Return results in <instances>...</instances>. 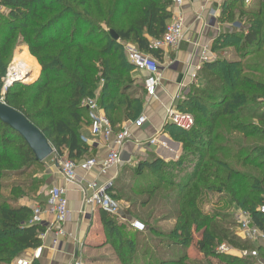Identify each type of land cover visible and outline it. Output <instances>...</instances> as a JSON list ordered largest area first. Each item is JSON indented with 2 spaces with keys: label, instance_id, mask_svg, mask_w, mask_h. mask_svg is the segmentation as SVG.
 <instances>
[{
  "label": "trees",
  "instance_id": "16d2710c",
  "mask_svg": "<svg viewBox=\"0 0 264 264\" xmlns=\"http://www.w3.org/2000/svg\"><path fill=\"white\" fill-rule=\"evenodd\" d=\"M262 1L251 0L247 6L241 0L225 1L221 16L229 22L237 18L240 26L215 40L216 57L203 65L204 87L191 90L179 105L193 115L194 125L188 131L170 123L164 127L181 144L179 157L139 161L133 177L126 179L123 172L108 190L113 198L124 197L131 216L133 210L148 207L162 193L159 200H165L167 208L164 219L174 226L161 241L164 255L155 264H191L185 245L192 240L195 212L206 218L195 242L199 252L213 254L216 238L232 244L238 241L214 221L230 213H209L202 209L203 203L247 211L253 223L263 228L264 214L258 210L264 202ZM170 5V0H0L7 10L0 13V65L10 59L11 47L21 36L40 66L35 82L7 87L3 100L44 134L56 155L66 150L69 159L78 160L88 150L81 132L88 123L87 110L81 106L84 99L98 94V104L115 130L121 120L139 116L143 88L134 85V68L124 43L158 55L150 39H159L165 32L172 17ZM109 30L117 34V41L110 38ZM229 48L235 50L232 57L222 56L226 52L222 50ZM3 71L0 66V78ZM172 126L177 134L170 132ZM38 164L42 163L35 160L22 137L0 121V264H9L40 244L43 227L30 223V207L15 203L43 184L44 170H37ZM9 174L23 179L13 183L4 197L2 180ZM131 193H144L147 198L132 200ZM212 194L218 199L213 201ZM150 218L141 221L149 232L157 233ZM102 223L108 238L117 244L119 264H145L149 253L144 251L139 257L135 242L143 231H128L104 213ZM174 248L178 253L173 256L168 251ZM228 262L241 260L229 257ZM241 264L251 263L244 260Z\"/></svg>",
  "mask_w": 264,
  "mask_h": 264
},
{
  "label": "crops",
  "instance_id": "0c3cea01",
  "mask_svg": "<svg viewBox=\"0 0 264 264\" xmlns=\"http://www.w3.org/2000/svg\"><path fill=\"white\" fill-rule=\"evenodd\" d=\"M225 1L183 0V4L180 7L170 5L172 11L170 21L176 15H181L183 18V40L176 47H165L159 50L158 55L147 54L159 61H177L179 66L175 71L165 70L162 73L160 84L154 97L145 95L143 86L145 73L133 69L132 74L133 78H135V83L140 84L143 88V106L139 115H145L147 122L142 128H131L132 137L124 144L120 151L121 164L104 171L95 169L86 174L78 171V174L83 176L84 180L95 181L98 185L106 182L112 183L119 176L118 173H120L119 171L123 165L135 170L138 162L145 159L159 158L163 161H174L179 157L181 144L171 139L164 132V127L167 124V109L173 108L181 111L179 105L187 99L191 90L196 88L202 89L204 87L203 65L207 61L202 60V57L207 56L212 61L216 57V52L213 50L215 40L224 32L240 26L237 18L229 22L221 16ZM233 12L236 13L234 10ZM152 41L153 39H150V44ZM128 44L136 47V45L129 42L124 43V46ZM123 48L125 51V47ZM124 121L126 120H121L115 126H121ZM81 132L84 137H89L88 123L83 125ZM152 137H157L160 142L156 145L140 148L135 145L136 141H145ZM106 153L107 148L102 145L95 151L88 147V150L77 161H81L90 155L96 156L99 160L104 158ZM63 157H68V151H63L60 158ZM55 158L54 156L53 161L51 159V163H47L50 159L44 161L43 184L38 190V195L44 196V198H41L39 205L44 208L45 199L51 187H64L66 189L70 218L63 225V235L58 237V247L53 248L51 244L56 226L53 224V216L46 210L43 211L41 216L42 223L39 224L43 227V232L39 234L40 244L37 246L42 248V252L40 257L33 261V264H72L74 259H81L85 253V264H97L100 262V264H117V259L115 258L111 261H95V258L98 257L92 253H95L96 250L103 251V242L109 234L102 223L103 212L97 207L84 204L83 193L81 191L84 183L67 184L60 173L58 159ZM214 195L218 199V195ZM20 205L33 208V203L30 202L21 203ZM233 210L235 209L233 208ZM123 215L120 210L119 216L114 218H116L118 223L123 224L126 230L139 232L129 226L131 218ZM101 239L104 241L101 242ZM99 245L100 247H98ZM35 248L26 250L20 257L30 256ZM13 260L9 264H13Z\"/></svg>",
  "mask_w": 264,
  "mask_h": 264
},
{
  "label": "built area",
  "instance_id": "2783aa9c",
  "mask_svg": "<svg viewBox=\"0 0 264 264\" xmlns=\"http://www.w3.org/2000/svg\"><path fill=\"white\" fill-rule=\"evenodd\" d=\"M241 1L245 5L251 2V0ZM170 2L174 7H180L183 4V0H170ZM1 9L4 8L0 6ZM183 36V18L181 15L173 16L172 21L167 24L162 37L153 40L151 47L155 50H161L165 47H176L183 40ZM124 47L127 59L133 65L134 70L145 73L143 80L145 95L154 97L157 93L162 73L165 70H177L179 66L178 62L159 61L155 57L140 51L133 45L128 44ZM202 60L210 61V58L203 56ZM81 106L87 110L89 130V137L86 138L85 136L83 140L87 145L89 144L88 147L93 151L102 145L107 148V153L104 158L99 160L94 155H90L81 161L61 159L58 161L60 173L67 184L84 183L81 191L85 205L97 207L108 216L118 217L120 214L119 203L108 192L112 183L106 182L98 185L95 181H86L83 176L78 174V171L86 174L95 169L104 171L121 164L120 151L124 144L132 137L131 128H142L147 122V118L143 114L139 115L135 119L124 121L120 128L115 130L111 122L100 110L95 99H84ZM166 121L185 131L190 130L194 125V117L190 113L173 108L167 109ZM158 142L160 141L157 137H152L145 141H136L135 145L140 148L156 145ZM45 210L53 216V224L56 226L51 244L53 248H56L59 245L58 237L64 233L63 225L70 218L66 189L64 187L53 186L49 189L44 208L40 205L33 206L30 223L41 224V216ZM258 210L264 214V202L259 206ZM234 211V219L237 225L236 234H241L242 238H252L257 233H260L258 228L252 224V218L249 212L238 209ZM129 226L139 232L145 230L144 223L138 219H131ZM261 236L264 237V234H261ZM41 252L42 248L37 247L30 256L15 258L13 264H31L35 259L40 257ZM72 264H81V262L76 258Z\"/></svg>",
  "mask_w": 264,
  "mask_h": 264
},
{
  "label": "rangeland",
  "instance_id": "374dc122",
  "mask_svg": "<svg viewBox=\"0 0 264 264\" xmlns=\"http://www.w3.org/2000/svg\"><path fill=\"white\" fill-rule=\"evenodd\" d=\"M262 3H264V0L262 1ZM244 6H247V5H244ZM0 13L6 14L7 10L1 9ZM11 50L12 52H11L10 59L7 60L6 62L3 61L0 65L4 69L3 71L4 73H1L2 77L0 78V98L1 99H3L4 93L7 88L6 87L8 83L7 77L10 72V69L19 67L18 64H21V59H18L16 57H22V58L24 57L26 59L33 58L32 60H34V62L38 66V71H37L38 74H36V76L33 77V79L31 80L28 79V76L26 78H23L22 84L29 85L35 82L40 74L39 73L40 66L38 62L30 54L28 47L23 41L21 36H18L15 39V42L12 45ZM222 51H226V52H221L222 56L231 58L235 50L233 48L230 50L229 48V49H225ZM249 60L250 58H247L245 59V62L247 63V61ZM134 85L137 86L138 88H141L140 84L135 83ZM98 97L99 95L96 94L94 97L92 98L90 97L87 99H93V100L95 99V101L98 104ZM100 109L102 110V113L105 114V111L102 108ZM181 111L185 112V110H181ZM176 130L177 129L172 126L170 129V132L175 131V134H177L178 130L177 131ZM54 156L56 157L55 159H58V161L61 159L62 160L69 159L68 157L60 158V156L56 155L55 152H53V154L47 158V159H50V161H47V163H51L53 161ZM44 161L41 162L42 164H38V166H36L35 168L37 170L42 169L45 172ZM121 167L122 168L120 169L119 171L120 173H118V175H121L124 172V177L126 179L127 177L128 178L133 177V174H134L133 168L126 167L124 165ZM144 173L149 175L146 172ZM21 179L23 178H17V177L11 176V174H9L8 176H5L4 179L2 180L3 188L1 189V194L4 197H7L9 190H10V186H12L13 183L15 182L18 183L19 181H21ZM38 190L39 189L37 188V190L34 192L35 194L33 192H28L27 197L26 196L18 197L15 203L21 204L25 202L26 203L30 202V203H33V206L39 205L41 203V198H44V196L38 195ZM131 194H132V200H142V199L147 198V194H144V193L137 194V195H133V193ZM162 197L163 195L162 193H160L159 196H157L154 200L150 202L148 207L144 209L133 210L134 216H131L129 214L127 210L128 204L125 202L124 197L121 198L120 195H117L115 197L117 202L119 203V207H120L122 214L129 216L131 219L136 218L138 220L140 219V221L141 220L144 221L143 219H146L148 215H151L150 223L153 225L157 233L149 232L148 227L146 226L145 230L135 239L136 246H137L136 253L138 254V256L140 257L141 253H144V251H147L149 253V256H146L144 258L145 264H148V262L150 264H155V259L157 257L161 258L164 255V249H163L164 247L162 246L163 244L161 243V241L164 240L168 231H170L172 227L174 226L173 222L164 219V212L165 210H167V208L165 207L166 201L159 200ZM211 198L214 199L213 201L217 199L216 195L214 194L211 195ZM213 207H216V206L211 203H208V204L203 203L202 209L204 211H208L209 213H217V215H222L224 213L225 214L230 213L227 218L223 219V217L220 216L219 218H216L214 221L222 228L228 229V231H231L233 234H235L236 237L238 238V241L236 240V243L232 244V243H227L225 240H219L216 238L214 240L213 254L206 255L203 252H199L196 249L195 242H197V240L200 238L203 228L205 227L206 218L203 215H199L198 213L195 212L194 217L191 222V226H190V233L192 236V240L188 242V244L185 245L186 247L185 251L187 253L188 262L191 264H232L228 262V258L236 257L240 259L241 262H237L234 264H241L243 263L244 260L250 261L251 264H264V237L261 236V234H264V225H263V228H259L252 221V224L258 228L260 233H257L256 236H253L252 238H248V237L242 238L241 234H236L237 225H236V221L234 219V214H233L235 211L232 208H228L226 206H219L217 208H213ZM236 209L242 210L239 208H236ZM139 215L141 216L140 218L138 217ZM263 224H264V218H263ZM225 234H228V232L227 233L225 232ZM102 241L104 240L101 239V242ZM111 242L112 241L110 240V238L106 236L105 241L103 242V246H104L103 251L96 250L95 253H92L94 256L98 257V258H95V261H98V262L103 261V260L111 261L115 258L117 259V261L115 260L116 263L119 264L117 253L115 252L116 251L115 247L117 246V244L113 242L111 243ZM104 244L107 246H105ZM98 247H100V245ZM168 252L170 255L173 254V256L178 253L176 248H174L173 251L170 249ZM88 254H91V253H88ZM85 255L86 253L82 255L81 259L79 258L81 264L86 263ZM100 263H97V264H100Z\"/></svg>",
  "mask_w": 264,
  "mask_h": 264
},
{
  "label": "water",
  "instance_id": "95a60500",
  "mask_svg": "<svg viewBox=\"0 0 264 264\" xmlns=\"http://www.w3.org/2000/svg\"><path fill=\"white\" fill-rule=\"evenodd\" d=\"M108 33L112 40H118V36L114 31L109 30ZM15 83H23V80L14 79L6 87H10ZM0 121L22 137L33 152L36 161L42 162L53 154L54 148L44 134L23 113L7 105L1 98Z\"/></svg>",
  "mask_w": 264,
  "mask_h": 264
},
{
  "label": "bare ground",
  "instance_id": "6f19581e",
  "mask_svg": "<svg viewBox=\"0 0 264 264\" xmlns=\"http://www.w3.org/2000/svg\"><path fill=\"white\" fill-rule=\"evenodd\" d=\"M18 59H21V64H18L19 67L10 69V72L7 77V85L10 83V81L14 79H23L28 76V79L31 80L33 77L36 76L38 71V66L32 59H26L22 57H16Z\"/></svg>",
  "mask_w": 264,
  "mask_h": 264
}]
</instances>
